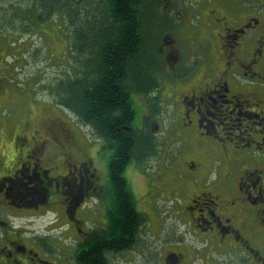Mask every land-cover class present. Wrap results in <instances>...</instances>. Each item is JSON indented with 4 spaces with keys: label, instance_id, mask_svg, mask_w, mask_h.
<instances>
[{
    "label": "flooded vegetation",
    "instance_id": "obj_1",
    "mask_svg": "<svg viewBox=\"0 0 264 264\" xmlns=\"http://www.w3.org/2000/svg\"><path fill=\"white\" fill-rule=\"evenodd\" d=\"M158 1L149 82L127 84L122 96L130 131L146 141L129 161L143 159L167 130L172 175L161 172L140 198L155 215L162 198L160 215L174 228L165 231L156 216L151 240L122 251L102 246L104 264H119L122 254L133 264H264V0ZM74 42H65V77L53 83L50 102L32 93L9 101L0 83L13 107L0 118V264L102 263L81 254L117 212L113 163L122 145L112 133L82 131L60 102L61 82L78 85L88 64ZM129 161L117 174L136 209L123 174Z\"/></svg>",
    "mask_w": 264,
    "mask_h": 264
},
{
    "label": "trees",
    "instance_id": "obj_2",
    "mask_svg": "<svg viewBox=\"0 0 264 264\" xmlns=\"http://www.w3.org/2000/svg\"><path fill=\"white\" fill-rule=\"evenodd\" d=\"M158 0H37L41 11L52 15L60 9L75 42L71 48L87 59L86 71L78 85L60 86L61 104L74 112L79 122L90 126L102 139L112 133L121 143V152L114 161L117 212L110 215L108 230L94 234L81 254L84 260L104 264L101 250L122 251L140 238L144 217L134 209V201L121 190L120 167L129 155L144 149V135L136 136L129 129L130 110L122 92L127 84L149 82L146 63L149 31L160 24ZM156 33L153 35L155 36ZM80 59V58H79ZM80 73V75H81ZM82 78V77H81ZM126 84V85H125ZM116 85L117 87L113 88ZM59 86V87H60ZM143 90V87H136ZM143 144L142 148H138ZM142 155L147 152L142 151ZM102 248V249H103Z\"/></svg>",
    "mask_w": 264,
    "mask_h": 264
},
{
    "label": "rangeland",
    "instance_id": "obj_3",
    "mask_svg": "<svg viewBox=\"0 0 264 264\" xmlns=\"http://www.w3.org/2000/svg\"><path fill=\"white\" fill-rule=\"evenodd\" d=\"M65 19L60 9L52 15L50 12L41 11L37 0H0V83L5 80L8 87L5 99L13 101L21 94L19 98L25 97V100H29V93H32L34 100H53L50 91L55 80L65 77V56H69L65 42L72 36ZM3 97L0 96V118L8 116L12 107V104L6 106V102L2 101ZM158 105L164 112L167 111L166 103L160 102ZM140 117L137 110L134 125L139 124ZM80 127L85 133L89 132L85 125ZM159 130L160 133L155 137V147L150 153L139 159L140 161L130 160L123 172L128 183L132 185L136 210L144 217L140 232V240L144 242L151 240V233L158 230V216H162V222L165 221V231L171 232L174 228V223L166 219L167 214L160 215L164 208L162 198L154 201L160 207L156 215L148 197L140 198L147 185L150 189L154 187L161 172L163 176L172 175L173 164L169 161L172 147L167 140V130ZM132 257L131 254H122L118 257L122 260L119 264H133Z\"/></svg>",
    "mask_w": 264,
    "mask_h": 264
}]
</instances>
